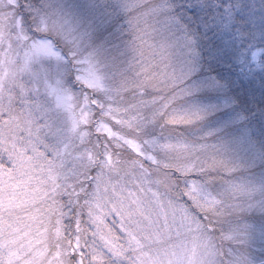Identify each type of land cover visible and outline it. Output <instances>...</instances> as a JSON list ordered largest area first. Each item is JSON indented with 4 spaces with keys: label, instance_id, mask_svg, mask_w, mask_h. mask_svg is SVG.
Wrapping results in <instances>:
<instances>
[{
    "label": "snow or ice",
    "instance_id": "1",
    "mask_svg": "<svg viewBox=\"0 0 264 264\" xmlns=\"http://www.w3.org/2000/svg\"><path fill=\"white\" fill-rule=\"evenodd\" d=\"M216 7L0 0V264H264V177L199 102L264 0ZM227 54L264 70V47Z\"/></svg>",
    "mask_w": 264,
    "mask_h": 264
},
{
    "label": "rangeland",
    "instance_id": "2",
    "mask_svg": "<svg viewBox=\"0 0 264 264\" xmlns=\"http://www.w3.org/2000/svg\"><path fill=\"white\" fill-rule=\"evenodd\" d=\"M185 5L184 15L194 26L202 21L211 22L218 11L216 5H226L229 0H179ZM246 3H255L259 8L262 0H245ZM259 17H257V21ZM264 25L257 23L255 31L245 40H233L225 37L227 48L223 51L216 49V41L212 49L206 53L214 57L212 67L214 75L221 83L226 85L223 90L208 88L199 94V102L203 104L221 105L205 123L207 130L213 131L219 141L239 146L243 141V148L238 155L243 162L248 160L249 167L241 168L240 173L249 178L259 179L264 177V70L256 68L249 71L242 68L241 64L229 58L228 52H239L249 45L264 47ZM211 35V34H210ZM227 106H223L225 101ZM246 117L238 120L239 115ZM213 142H216L215 140Z\"/></svg>",
    "mask_w": 264,
    "mask_h": 264
}]
</instances>
